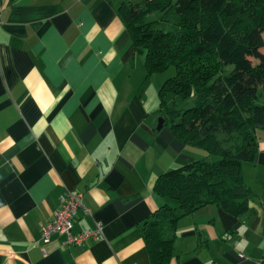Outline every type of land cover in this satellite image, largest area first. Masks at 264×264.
<instances>
[{
    "label": "crops",
    "instance_id": "0c3cea01",
    "mask_svg": "<svg viewBox=\"0 0 264 264\" xmlns=\"http://www.w3.org/2000/svg\"><path fill=\"white\" fill-rule=\"evenodd\" d=\"M124 1L0 0V264H153L142 224L177 205L156 179L216 157L156 129L168 75L146 72L116 12ZM242 174L251 212L208 203L184 215L168 264H264L263 129ZM68 192L83 205L72 231L101 236L44 243Z\"/></svg>",
    "mask_w": 264,
    "mask_h": 264
},
{
    "label": "trees",
    "instance_id": "16d2710c",
    "mask_svg": "<svg viewBox=\"0 0 264 264\" xmlns=\"http://www.w3.org/2000/svg\"><path fill=\"white\" fill-rule=\"evenodd\" d=\"M116 12L144 53L148 74L175 67L159 88L163 125L217 155L170 169L154 183L177 205H164L142 232L152 263L168 264L184 215L208 203L233 216L251 212L255 194L242 164L257 152L264 130V0H128ZM154 14L156 21L146 20Z\"/></svg>",
    "mask_w": 264,
    "mask_h": 264
},
{
    "label": "built area",
    "instance_id": "2783aa9c",
    "mask_svg": "<svg viewBox=\"0 0 264 264\" xmlns=\"http://www.w3.org/2000/svg\"><path fill=\"white\" fill-rule=\"evenodd\" d=\"M82 206L80 193L68 192L62 196L60 207L54 212L52 219L41 227L42 241L44 243L49 241L54 233L63 234L64 242L74 245H82L90 237L98 239L101 236L99 225L87 231L78 233L72 231L75 215Z\"/></svg>",
    "mask_w": 264,
    "mask_h": 264
},
{
    "label": "rangeland",
    "instance_id": "374dc122",
    "mask_svg": "<svg viewBox=\"0 0 264 264\" xmlns=\"http://www.w3.org/2000/svg\"><path fill=\"white\" fill-rule=\"evenodd\" d=\"M158 19V16L157 15H150V16H148V17H146V20L147 21H156ZM226 69V71H228V70H231L232 69V66L231 65H229L227 68H225ZM166 73H168V75L169 76H172L174 73H175V67L174 66H170L165 72H164V74H166ZM259 97H261V98H259V101L260 102H262V100H263V97H264V90H260L259 91ZM213 156H214V154H212ZM216 157L215 158H217V155H215Z\"/></svg>",
    "mask_w": 264,
    "mask_h": 264
},
{
    "label": "water",
    "instance_id": "95a60500",
    "mask_svg": "<svg viewBox=\"0 0 264 264\" xmlns=\"http://www.w3.org/2000/svg\"><path fill=\"white\" fill-rule=\"evenodd\" d=\"M162 126H163V118L159 116L156 129H160Z\"/></svg>",
    "mask_w": 264,
    "mask_h": 264
},
{
    "label": "clouds",
    "instance_id": "9594fccd",
    "mask_svg": "<svg viewBox=\"0 0 264 264\" xmlns=\"http://www.w3.org/2000/svg\"><path fill=\"white\" fill-rule=\"evenodd\" d=\"M241 231H243V229H241Z\"/></svg>",
    "mask_w": 264,
    "mask_h": 264
}]
</instances>
